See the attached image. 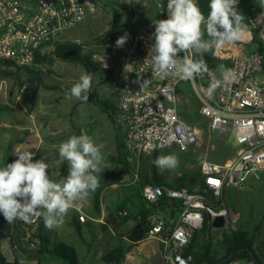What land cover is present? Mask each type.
Masks as SVG:
<instances>
[{"label": "built area", "instance_id": "1", "mask_svg": "<svg viewBox=\"0 0 264 264\" xmlns=\"http://www.w3.org/2000/svg\"><path fill=\"white\" fill-rule=\"evenodd\" d=\"M118 1L0 0V64L4 61L18 66L31 65L37 54L51 53L88 16L103 9L105 4L113 3L117 7ZM157 8V17L146 23L132 17L113 41L101 43L99 50L92 54L116 90L114 125L129 158L139 160L174 147L188 151L199 144L201 128L188 121L180 110L181 85L185 83L196 94L200 113L209 120L210 126L233 132L237 145L236 155L226 162H216L207 156L200 158L205 184L216 196L222 197L227 187L245 189L250 183L264 182V80L257 77L263 68L262 54L253 49L226 57L233 59V65L227 68L231 75L226 81L216 68H208L190 80L153 79L150 61L144 60L155 42L154 23L168 18L166 0H157ZM252 9L255 12L249 18L250 28L245 36L253 39L256 34L264 44V11ZM126 34L124 46L117 47V39ZM216 52L222 57L219 50ZM178 55L182 58L184 53ZM144 80L150 83L141 89ZM142 194L150 202L164 196L181 200L177 224L170 227L164 215L152 216L145 236L161 242L166 264H192L184 248L190 230L203 224L206 209L212 219L218 214L233 219L227 207L220 210L210 207L211 203L198 188L190 191L148 183L143 186ZM79 216L85 220L83 213ZM225 264H248V261L236 259Z\"/></svg>", "mask_w": 264, "mask_h": 264}, {"label": "trees", "instance_id": "2", "mask_svg": "<svg viewBox=\"0 0 264 264\" xmlns=\"http://www.w3.org/2000/svg\"><path fill=\"white\" fill-rule=\"evenodd\" d=\"M168 0H166V3ZM201 10L207 16L210 9L208 7L210 0H198ZM256 10L264 11L258 4L246 5L245 0H239L237 5L238 11L242 12L245 16V23L250 28L249 18ZM109 10L112 13V20L110 22V28L105 34L97 36L96 39L100 43H106L113 41L117 33L122 26L127 23L122 22L121 14L118 7L113 3L105 4L103 9ZM205 39H208L205 34ZM250 50L257 49L262 54V73H264V44L261 40L254 35L251 44H248ZM216 51V50H214ZM93 52H84V46L82 43L74 40H63L56 48L47 54H37L34 62L31 65H24L15 67L25 72V77L19 80L20 86L25 95H28L32 104H35L39 95V91L42 87L49 89L60 90L63 93H68L77 81H74L66 86L58 84H47L45 76L38 65L52 64L55 59L67 60L76 64H82L87 73L93 74L92 89L88 94V102L94 103L105 111L109 118L114 123V110L115 104L111 98H101L97 92V83L95 82V75L99 74L100 80H105L100 73V68L92 58ZM199 59V56L196 57ZM208 68L218 69V65L223 64L226 68L233 65L232 58H226L211 53L204 54ZM3 66L0 68V74L3 76L12 75L11 62H1ZM107 79V78H106ZM116 92V90H114ZM197 108V107H196ZM200 107L196 111H199ZM4 109V108H0ZM182 115L190 122L195 123L194 114L191 111H185L180 107ZM83 133L82 129L76 131V135ZM66 133H58L48 138L51 142H60L65 140ZM118 140V162L123 165V168L119 173L115 174V179H120L121 175L129 174L131 181L119 183L116 188V194L111 198V201L102 206V190L110 180L109 174L99 175V188L90 194L92 204V214L84 220L87 223L88 229L91 234L94 233L95 220L90 217H102L101 222L102 230L111 228L115 235L112 239V247L107 251L103 258L106 261H111L112 264H123L124 255L127 251L131 250L134 245L143 240L146 236V232L150 228L152 211L157 206L167 204L176 210L181 207V200L176 198L162 197L157 202H150L146 200L142 194V188L145 184H160L171 188H187L193 191L195 188L199 189V193L205 196V199L211 203L210 207L215 210H220L224 206L222 202L224 195L221 198H217L213 190L205 184L200 170L196 171H183L174 179L168 177V172L159 169L153 161L158 157L159 151H156L148 156H142L141 159L150 157L148 167L135 168L129 159L127 150L121 138L116 135ZM59 144L54 145L52 149L43 148L42 152L47 153L44 158L47 160L54 158V174L59 180L63 179L68 174V164L66 161H59ZM226 156V155H224ZM18 157L14 154L12 144H9L5 148L4 158L0 161V166L3 167L7 163L14 162ZM39 157L38 159H42ZM224 158L212 156L213 161L224 162ZM135 174L138 178H135ZM226 188L223 194H225ZM229 206H235L234 202H228ZM203 224L198 228H193L189 232V239L184 248L185 256L191 259L192 264H225L229 261L240 259L248 261V264H264V258L262 256V249L257 243V235L262 231V221L256 223L252 229L236 227V228H214L212 226V217L207 209L203 213ZM69 224L75 229L76 233L81 236L83 220L77 210H73V214L68 221ZM4 230L0 232V235L8 238L12 247L13 259H9L8 255L0 250V264H44L45 261L50 259L57 262V264H79V253L76 246L67 240L59 238L58 233L54 229H48L45 227L42 216H37L35 220L31 222H24L16 220L12 224L4 221ZM22 233V234H21ZM33 243V246L29 245ZM30 248H26V247ZM29 254L34 259H38L37 263H23L19 259V253ZM67 262V263H66Z\"/></svg>", "mask_w": 264, "mask_h": 264}, {"label": "rangeland", "instance_id": "3", "mask_svg": "<svg viewBox=\"0 0 264 264\" xmlns=\"http://www.w3.org/2000/svg\"><path fill=\"white\" fill-rule=\"evenodd\" d=\"M118 8L121 14L122 22L128 24L132 17H137L139 22H149L158 15L157 0H129L131 3L118 1ZM245 4L255 5L257 0H245ZM111 10V9H110ZM99 9L98 12L88 16L78 27L69 33V38L82 43L84 52H96L99 50L100 41L97 36L105 34L110 28V22L113 18L111 11ZM246 41H237L227 43L219 50L222 57H229L231 54L245 53L250 51L248 44H251L253 39L249 35L243 36ZM242 45V46H241ZM235 49V53L232 50ZM92 53V54H93ZM0 64V68H2ZM46 74L45 81L47 84H58L66 86L74 81H77L81 74L87 73L86 68L82 64H76L71 61L55 59L52 64L38 65ZM12 75L3 76L0 74V161L4 158L5 148L12 144L14 153L19 150H30L35 155L33 160H39V157L47 156V153L42 152L43 148L53 147L47 146L43 141L44 135L56 132L66 133L65 140L58 143L54 142L55 146L66 141L70 136L74 135L78 129H82L83 133L91 135L98 145H102V153L105 157L102 167L105 169L102 174L110 175V180L102 190V206H106L111 198L116 194V188L121 182L131 181L129 174L121 175L124 180L115 179L114 173L117 174L123 168V165L118 162V140L117 129L109 118L108 114L101 110L99 106L91 102H84L74 97H70L60 90L44 88L45 93H42L41 101L38 105L32 104L28 95H25L22 90L19 80L25 77V72L19 70L12 65ZM105 80H100L99 74L95 75L97 83V92L101 98H111L114 102L115 92L106 74L101 73ZM259 80H264V73L258 74ZM180 107L185 111H191L195 117V123L201 128V139L196 147L188 151H180L170 148L159 151V156L175 155L178 164L173 169H165L168 172L170 179L176 178L183 171L200 170L199 160L203 156L212 159V156L226 157L224 162L234 157L237 153V145L233 140V132H224L210 126L209 120L199 111V100L194 91L186 86L181 85ZM197 107V108H196ZM76 135V134H75ZM32 140V141H29ZM34 142V143H33ZM40 142V144H39ZM226 155V156H224ZM135 168L148 167L150 157L135 160L129 158ZM50 165V177L58 182L54 174L55 159L47 160ZM1 167V166H0ZM101 175V174H100ZM222 205L227 207L233 217L231 223H227L225 229L243 227L252 229V227L262 221L263 229L257 235V243L262 249L264 258V183H250L245 189L235 187H227ZM217 198H221L217 196ZM228 202H234L235 206H229ZM78 207L80 210H77ZM69 210L65 216L64 223L59 228L54 230L58 233L59 238L71 241L73 227L68 223L73 214V210L80 211L88 218L92 212L91 199L88 198ZM34 216L31 218L33 220ZM5 218L0 213V232L4 227ZM22 234V233H21ZM149 243V242H148ZM147 245V243H144ZM29 245L33 246V243ZM0 250L4 251L9 257H13L11 243L8 238L0 235ZM23 250H21L22 253ZM23 257V256H22ZM67 263V262H66Z\"/></svg>", "mask_w": 264, "mask_h": 264}, {"label": "clouds", "instance_id": "4", "mask_svg": "<svg viewBox=\"0 0 264 264\" xmlns=\"http://www.w3.org/2000/svg\"><path fill=\"white\" fill-rule=\"evenodd\" d=\"M238 3L239 0H210V11L205 16L198 0H168V18L154 23L155 42L144 60L150 61L152 78L190 80L207 72L204 54L216 55L214 50L240 41L248 31ZM257 4L264 9V0H257ZM127 39V34L119 37L116 46L123 47ZM181 52L182 58L178 55ZM218 69L223 79L228 80L231 70L223 64ZM92 82L93 74L83 73L66 95L86 102ZM148 83L149 80H144L141 89ZM102 147L87 133L74 134L61 142L58 162H67L68 174L58 182L51 179L45 158L34 161L35 153L18 149L14 153L18 158L0 167V213L8 224L16 220L31 222L32 217L42 216L46 228L62 226L69 210L99 188V175L105 170ZM153 163L165 170L175 168L178 160L170 154L157 157Z\"/></svg>", "mask_w": 264, "mask_h": 264}, {"label": "crops", "instance_id": "5", "mask_svg": "<svg viewBox=\"0 0 264 264\" xmlns=\"http://www.w3.org/2000/svg\"><path fill=\"white\" fill-rule=\"evenodd\" d=\"M78 26L79 25H77L76 27ZM75 28H73L72 30H74ZM71 31H69L66 34L65 40L70 39L69 33ZM232 52L235 53V49H233ZM99 71L100 73H103L101 70ZM43 89L44 87H42L39 91V95L35 103L36 105H38L39 102L41 101L42 93H45L44 92L45 90ZM58 133H63V132H56V134ZM53 135H54L53 132L44 135L43 141L49 147H54L55 145L53 142H51L50 139H48L52 137ZM29 141H32V140H29ZM256 183H264V182H256ZM75 208L77 210H80L78 207H75ZM81 213L82 211H80V214ZM152 213L153 214L151 215V217L158 215V214L164 215L167 218L170 227H173L177 224V217H178L177 210L174 208H171L167 204H162L160 206H157L156 208L153 209ZM89 214L90 215L88 216H91L92 213L90 212ZM90 218L96 221L93 234H91V232L88 229L87 223L84 221L81 222L82 224L81 236H79L76 233L75 229L73 228L72 239H70L71 240L70 242H72L78 250V253H79L78 262L79 264H112L111 261L104 260L103 256L107 251L111 249L112 239L115 233L111 228H107L104 231L102 230L101 228V222L103 221L102 217H95V218L90 217ZM263 241H264V237L262 239V242ZM144 243H147V245H145ZM26 248H30V247L27 246ZM31 257L32 256L30 254L29 256H27L24 253H19V259L23 263H37L38 262V259L36 257L34 259H32ZM8 258L13 259V257H8ZM45 262L46 263L44 264H57V262L52 259H50L49 261H45ZM123 264H166L163 254H162L161 242L157 239L144 238L143 240L138 242L136 245H134L131 250L125 253Z\"/></svg>", "mask_w": 264, "mask_h": 264}, {"label": "water", "instance_id": "6", "mask_svg": "<svg viewBox=\"0 0 264 264\" xmlns=\"http://www.w3.org/2000/svg\"><path fill=\"white\" fill-rule=\"evenodd\" d=\"M109 177H112L113 175L110 174L108 175ZM233 220L231 219L230 216H228V219L225 215L223 214H218L212 219V226L214 228H223L227 226V223H231Z\"/></svg>", "mask_w": 264, "mask_h": 264}]
</instances>
